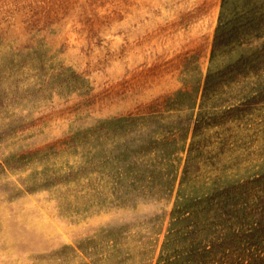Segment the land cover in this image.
<instances>
[{
  "label": "rangeland",
  "instance_id": "rangeland-1",
  "mask_svg": "<svg viewBox=\"0 0 264 264\" xmlns=\"http://www.w3.org/2000/svg\"><path fill=\"white\" fill-rule=\"evenodd\" d=\"M220 10L0 0V264H180L212 235L164 245L180 185L264 195V0L227 1L210 59Z\"/></svg>",
  "mask_w": 264,
  "mask_h": 264
},
{
  "label": "trees",
  "instance_id": "trees-1",
  "mask_svg": "<svg viewBox=\"0 0 264 264\" xmlns=\"http://www.w3.org/2000/svg\"><path fill=\"white\" fill-rule=\"evenodd\" d=\"M227 1L221 0L210 59L227 41L229 21L224 10ZM235 30L239 32V29ZM211 84L210 71L199 94L200 98L203 99L207 95ZM187 93V90L176 91L166 99V108L178 105ZM197 98L195 97L194 104ZM246 184L225 187L212 185L209 187L210 196L206 197L185 196V189L180 185L178 198L170 213L171 225L164 245L168 244L171 233L182 229H185L186 233L195 232V228L200 226L197 219L200 213L206 215L201 226L212 231V235L204 241L196 238L188 241L186 249L184 248V260L180 264H264V195H243V189L248 185ZM182 221L187 223L183 227H177ZM190 228L192 230H189Z\"/></svg>",
  "mask_w": 264,
  "mask_h": 264
}]
</instances>
